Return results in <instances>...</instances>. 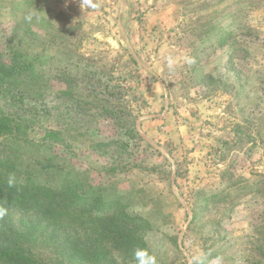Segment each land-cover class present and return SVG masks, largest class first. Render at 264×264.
I'll use <instances>...</instances> for the list:
<instances>
[{
  "label": "rangeland",
  "instance_id": "1",
  "mask_svg": "<svg viewBox=\"0 0 264 264\" xmlns=\"http://www.w3.org/2000/svg\"><path fill=\"white\" fill-rule=\"evenodd\" d=\"M91 4L0 0V177L48 155L148 221L159 264H264V0ZM51 230L30 251L72 264Z\"/></svg>",
  "mask_w": 264,
  "mask_h": 264
},
{
  "label": "trees",
  "instance_id": "2",
  "mask_svg": "<svg viewBox=\"0 0 264 264\" xmlns=\"http://www.w3.org/2000/svg\"><path fill=\"white\" fill-rule=\"evenodd\" d=\"M108 110L113 114L122 111L115 107ZM26 166L20 164L14 168L19 173L32 172L27 177L31 182L19 179L10 188L7 180L0 177V204L7 208V213L11 209L24 216L30 211L33 213L27 221L20 222V228L8 220L7 214L0 218V264H42L30 251L31 242L39 232H49L50 228L49 235L56 241L65 234L61 242L72 264H102L104 261L131 264L134 250L146 247L142 230L150 226L149 222L114 211V204L102 194L76 191L79 185L74 182L76 167L65 169L48 155L36 156L33 164ZM41 175L56 177L58 181H36ZM261 182L264 179H260ZM81 230L88 247L82 246ZM126 258L130 261H125Z\"/></svg>",
  "mask_w": 264,
  "mask_h": 264
},
{
  "label": "clouds",
  "instance_id": "3",
  "mask_svg": "<svg viewBox=\"0 0 264 264\" xmlns=\"http://www.w3.org/2000/svg\"><path fill=\"white\" fill-rule=\"evenodd\" d=\"M86 3H88L90 6L95 7V5L91 4V0H85ZM26 20H31L32 15H28L25 17ZM190 62V61H189ZM174 64V60L169 58L168 65L171 68ZM7 185L8 187H14L17 184V180L15 177V174H9L7 178ZM7 214V208L3 206V204H0V218H3ZM132 260L134 261V264H159L157 255L149 251L147 248H136L132 254ZM207 260V254L204 252H198L193 258L192 262L193 264H205ZM223 258L220 256H217L215 258L214 264H222Z\"/></svg>",
  "mask_w": 264,
  "mask_h": 264
}]
</instances>
